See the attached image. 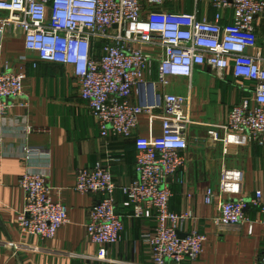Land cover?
I'll list each match as a JSON object with an SVG mask.
<instances>
[{
	"label": "built area",
	"instance_id": "built-area-1",
	"mask_svg": "<svg viewBox=\"0 0 264 264\" xmlns=\"http://www.w3.org/2000/svg\"><path fill=\"white\" fill-rule=\"evenodd\" d=\"M185 0H0V32L6 27L23 33L24 48L37 61L71 65L80 83V98L95 117L102 137H130L139 116L159 119L161 134L134 139L135 177L117 185L108 164L76 171L74 189L94 193L99 199L88 210L86 236L99 246L95 259L106 258V245L117 244L123 231L122 215L116 211V196L131 208L130 217L153 219L154 229L142 239L152 264L193 262L206 240L203 233L183 231L189 211L169 209L170 180L185 164L186 132L194 122L189 117L188 98L159 91L166 78H190L196 67L209 66L220 77L231 67L238 89L243 81L252 87L249 95L235 102L226 121L215 125L212 140L229 144V137L243 133L247 143L264 145V0H192L190 12L166 4ZM27 57L23 56L22 60ZM156 65L158 80H148ZM36 63H33V67ZM26 74L0 64V119L15 105L27 104ZM137 89L139 103L130 97ZM158 111L159 113H156ZM31 131V127H27ZM37 151L23 147L29 156ZM222 176L220 193L225 190ZM180 182V181H178ZM23 206L15 223L21 234L51 239L68 221V208L53 193L43 173L26 171L19 179ZM212 188L204 202L216 198V227L244 223L249 206L264 213L262 193L253 198L225 200ZM264 224V219L261 220ZM258 264H264V254Z\"/></svg>",
	"mask_w": 264,
	"mask_h": 264
},
{
	"label": "crops",
	"instance_id": "crops-1",
	"mask_svg": "<svg viewBox=\"0 0 264 264\" xmlns=\"http://www.w3.org/2000/svg\"><path fill=\"white\" fill-rule=\"evenodd\" d=\"M175 9L191 11L184 1ZM3 17L6 12L0 11V18ZM23 56L27 57L25 61ZM0 64L26 74L27 99L25 106L15 102L0 119V264H152L142 237L154 229L155 222L130 217L131 208L123 207L119 193L116 211L123 220L121 239L105 246L110 261L95 259L99 246L88 240L85 224L88 210L99 195L79 193L74 186L77 169L97 162L109 165L117 185L132 181L134 139L160 135V120L142 114L130 137H102L95 117L80 98V83L73 67L37 61L33 53L25 50L19 29L6 27L0 32ZM147 79L158 80L156 65ZM238 82L231 67L220 77L203 65L196 67L190 78L167 77L158 88L161 93L187 97L189 117L194 122L186 132L187 148L182 152L185 164L169 181V209L178 214L191 213L180 233L197 231L205 234L206 240L198 259L180 264H258L264 254V213L260 207L249 206L245 210L248 221L244 223L216 227L213 218L218 214L219 200L204 202L207 188L216 195L220 193L225 174V190L220 198H253L256 191H261L264 207V145L247 143L243 133L231 135L226 148L211 138L215 125L226 121L233 104L249 95L251 83L243 81L247 88L241 90ZM130 101L139 103L137 89ZM216 130L219 137L224 135L222 129ZM23 147L37 151L26 156ZM26 171L43 173L47 183L57 189L54 199L68 208V221L51 239L21 234L15 223L23 206L19 179Z\"/></svg>",
	"mask_w": 264,
	"mask_h": 264
},
{
	"label": "rangeland",
	"instance_id": "rangeland-1",
	"mask_svg": "<svg viewBox=\"0 0 264 264\" xmlns=\"http://www.w3.org/2000/svg\"><path fill=\"white\" fill-rule=\"evenodd\" d=\"M184 2L186 4V7H188V8L192 7V0H185ZM166 5L168 7H171L172 9H174L176 6H178L176 2H168Z\"/></svg>",
	"mask_w": 264,
	"mask_h": 264
},
{
	"label": "water",
	"instance_id": "water-1",
	"mask_svg": "<svg viewBox=\"0 0 264 264\" xmlns=\"http://www.w3.org/2000/svg\"><path fill=\"white\" fill-rule=\"evenodd\" d=\"M181 234V233H180Z\"/></svg>",
	"mask_w": 264,
	"mask_h": 264
}]
</instances>
